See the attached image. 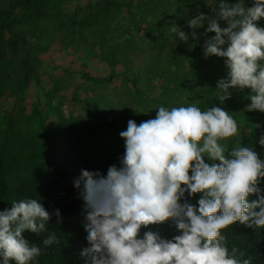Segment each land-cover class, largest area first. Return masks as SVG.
Returning a JSON list of instances; mask_svg holds the SVG:
<instances>
[{
  "label": "trees",
  "instance_id": "trees-1",
  "mask_svg": "<svg viewBox=\"0 0 264 264\" xmlns=\"http://www.w3.org/2000/svg\"><path fill=\"white\" fill-rule=\"evenodd\" d=\"M204 4L0 0V210L32 197L61 213L60 223L53 215L47 225L61 243L46 249L37 264H83L84 201L72 181L81 169L106 174L109 165L118 164L124 151L119 132L129 119L139 124L154 118L153 106L194 103L204 109L215 103L246 131L259 124L241 142L264 159L258 143L264 113L245 111L249 89L232 90L222 104L216 100L214 89L226 69L222 58L203 57V28L189 41L192 48L183 43L173 48L170 26L190 31L186 21L197 9L208 12ZM147 230L165 239L175 234L168 223L149 225L141 234ZM225 234L229 246L251 256L253 264H264V229L237 222ZM22 235L40 244L47 233L40 239L27 230Z\"/></svg>",
  "mask_w": 264,
  "mask_h": 264
},
{
  "label": "clouds",
  "instance_id": "clouds-1",
  "mask_svg": "<svg viewBox=\"0 0 264 264\" xmlns=\"http://www.w3.org/2000/svg\"><path fill=\"white\" fill-rule=\"evenodd\" d=\"M249 2L205 0L208 12L197 9L186 21L190 31L176 24L169 31L173 48H192L189 41L203 28V57L222 58L226 69L214 89L216 100L222 104L232 90L249 89L245 111L264 113V0ZM151 109H157L154 118L139 124L129 119L119 132L124 151L118 164L106 174L81 169L72 181L84 201L83 264H253L229 246L225 230L237 222L264 229V159L241 142L260 125L246 131L215 103ZM258 143L264 146V133ZM53 215L60 223L59 209L50 212L32 197L0 210V264H37L46 249L60 245L47 227ZM163 223L174 228L170 239L151 230L141 234ZM25 230L39 239L47 235L37 244L22 235Z\"/></svg>",
  "mask_w": 264,
  "mask_h": 264
}]
</instances>
